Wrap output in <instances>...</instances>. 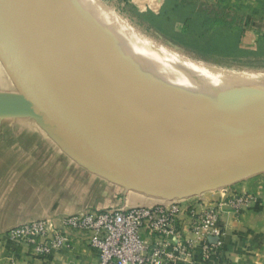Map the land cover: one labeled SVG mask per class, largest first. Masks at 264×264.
Listing matches in <instances>:
<instances>
[{"label": "bare ground", "instance_id": "1", "mask_svg": "<svg viewBox=\"0 0 264 264\" xmlns=\"http://www.w3.org/2000/svg\"><path fill=\"white\" fill-rule=\"evenodd\" d=\"M0 8L12 10L14 15L8 23L32 50L38 52L48 44L63 46L79 60L69 65L75 75H79L77 66H83L89 82L113 80L116 87L123 86L120 94L128 91L131 97H138L137 108L127 99L123 102L126 115L134 123L154 116L163 122L169 117L170 125L187 131L176 138L185 141L187 147L182 150L264 121V91L247 95L251 75L198 65L177 56L93 0H0ZM2 30L10 37L4 25ZM47 73L61 97L62 71L60 75L47 67Z\"/></svg>", "mask_w": 264, "mask_h": 264}, {"label": "crops", "instance_id": "2", "mask_svg": "<svg viewBox=\"0 0 264 264\" xmlns=\"http://www.w3.org/2000/svg\"><path fill=\"white\" fill-rule=\"evenodd\" d=\"M128 2L143 14L151 11L162 19L174 16L180 25L184 21L220 20V16L232 17L239 12L243 13L242 20L264 18V0ZM191 28L197 29L194 25ZM13 123L28 134L24 140L0 143V264H6L10 255H15L18 264H95L97 252L86 244L84 234L78 235L70 247L40 259L30 255L29 248L9 242L4 232L26 220L55 219L83 211L99 212L159 201L86 172L30 118H15ZM9 148L12 152H8ZM227 185L230 193L251 194L254 201L237 216L228 207L223 208L219 219L224 233L222 248L214 264H264V158L235 172ZM222 195L220 186L214 185L185 201L200 208ZM191 264H204L199 248L195 249Z\"/></svg>", "mask_w": 264, "mask_h": 264}, {"label": "rangeland", "instance_id": "3", "mask_svg": "<svg viewBox=\"0 0 264 264\" xmlns=\"http://www.w3.org/2000/svg\"><path fill=\"white\" fill-rule=\"evenodd\" d=\"M93 1L125 19L135 30L148 37L150 41L177 56L198 65L209 64L251 75L255 81L252 79L254 83L252 84L250 79L246 85L248 97L259 91H264V18L250 20L245 18L242 20L243 13L239 12L232 17L220 16V20L184 21L180 25L179 23L176 24L173 19L174 16L170 19H162L159 14L151 11H145L144 14L140 13L128 0ZM5 10L8 22L13 18L14 13L10 9ZM173 25L175 26L173 27ZM193 25L197 29L191 28ZM28 35L26 34L27 39ZM48 45L38 52L32 50L30 45L27 46L46 74H48L47 67L56 69L60 75H62V71L64 82L60 95L74 114L87 126H91L116 142L148 154L153 152L157 155L181 156L210 148L217 140L235 134L220 135L206 140L204 144L193 149L182 150L187 145H185V141H179L176 138H180L178 136L181 134L188 133L187 131L178 128L176 125H170L169 117L166 120L164 118L163 122L154 116L145 122L134 123L126 115L127 111L123 102L124 99H127L131 106L137 108L140 103L138 97H133V95L131 97L128 91L120 94L119 90H123V86L118 84L116 87V82L113 80L107 81L106 78H102L97 84L89 82L86 77L87 70L85 71L83 66H77L76 69L80 76L75 75L69 69V65L78 64V58L73 54L71 55L63 46ZM94 86H96L97 92L94 91ZM17 93L13 81L0 61V95L13 96ZM93 94L97 95L96 98H93ZM21 117L0 115V143L26 139L27 131L18 129V125L13 123L15 118ZM11 118L14 119L11 121ZM233 129L237 130L231 127L225 128V130ZM54 144L56 143L54 142ZM56 146L58 145L56 144ZM154 148L162 150L157 151L158 149ZM60 150L62 149L60 148ZM8 152H12V149L9 148ZM62 152L64 151L62 150ZM64 154L66 153L64 152ZM67 156L72 159L69 155ZM73 161L78 164L75 160ZM244 167L235 169L233 174ZM84 170L98 176L86 168ZM99 178L103 177L100 176ZM218 186L221 190L227 188L230 191L227 180ZM28 221L30 220L22 221L18 225ZM13 227L7 229L4 234Z\"/></svg>", "mask_w": 264, "mask_h": 264}, {"label": "water", "instance_id": "4", "mask_svg": "<svg viewBox=\"0 0 264 264\" xmlns=\"http://www.w3.org/2000/svg\"><path fill=\"white\" fill-rule=\"evenodd\" d=\"M5 15V8H0V61L18 93L0 95V115L34 120L67 155L92 173L146 196L185 199L224 183L235 169L264 158V121L221 138L210 148L181 156L144 153L85 125L58 96Z\"/></svg>", "mask_w": 264, "mask_h": 264}, {"label": "built area", "instance_id": "5", "mask_svg": "<svg viewBox=\"0 0 264 264\" xmlns=\"http://www.w3.org/2000/svg\"><path fill=\"white\" fill-rule=\"evenodd\" d=\"M221 191L219 200L200 208L185 199H159L150 205L30 220L5 237L40 259L70 247L84 234L86 244L97 252L95 264H191L196 248L202 263L214 264L222 248L223 208L237 216L254 201L251 194ZM6 264H18L15 255Z\"/></svg>", "mask_w": 264, "mask_h": 264}]
</instances>
